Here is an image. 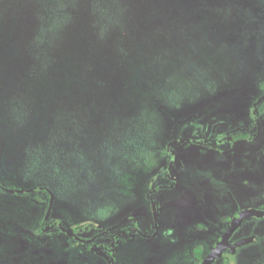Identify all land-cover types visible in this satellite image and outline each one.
<instances>
[{
    "label": "rangeland",
    "instance_id": "rangeland-1",
    "mask_svg": "<svg viewBox=\"0 0 264 264\" xmlns=\"http://www.w3.org/2000/svg\"><path fill=\"white\" fill-rule=\"evenodd\" d=\"M0 185V264H198L264 204V0H0Z\"/></svg>",
    "mask_w": 264,
    "mask_h": 264
},
{
    "label": "flooded vegetation",
    "instance_id": "flooded-vegetation-1",
    "mask_svg": "<svg viewBox=\"0 0 264 264\" xmlns=\"http://www.w3.org/2000/svg\"><path fill=\"white\" fill-rule=\"evenodd\" d=\"M0 189L4 191L1 185H0ZM16 191L17 190H10L8 192L19 193ZM23 192L24 191L20 193H23ZM50 195L51 194L49 193V201H50ZM48 208H49V203L47 207L45 220L49 214ZM242 210H254V211H257L258 215L249 216V217H245L242 219L241 223L230 234L228 241H227V245L222 250L220 257L214 260H211L210 264H264V204H260L255 207L254 206L242 207L240 206V204L235 205V211L233 210L229 213V216L231 217L229 219L224 217L223 224H222L223 229L221 231H218L217 234H215V237L212 240L213 241L211 245L212 247L209 249V251L205 255H203L204 252L200 247L196 248L193 251V255L195 259L197 260L198 264H202L205 258L217 246L222 236L228 229L234 216L237 215ZM217 213L219 212L217 211ZM59 229L63 230L61 227ZM215 231L217 232V230ZM66 233L70 235L71 237H73L78 242H82L85 244H87L88 242V240H82V239L77 238L73 233H70L68 231H66ZM102 234H105V231L97 235H102ZM121 234L124 236V238H127L124 231H121ZM100 256L107 263L109 264L113 263L112 258H109V260H107V257L105 255L101 254ZM111 256H113V254Z\"/></svg>",
    "mask_w": 264,
    "mask_h": 264
},
{
    "label": "trees",
    "instance_id": "trees-1",
    "mask_svg": "<svg viewBox=\"0 0 264 264\" xmlns=\"http://www.w3.org/2000/svg\"><path fill=\"white\" fill-rule=\"evenodd\" d=\"M147 120L145 117H138L135 119L131 125H135L134 129L132 130V133L125 135V138L123 139L122 145H123V152L125 154V157H131L135 156V162L136 160H140L143 155H146V148L147 146H143V142H145L146 138L149 136L148 130L142 125H147ZM127 136V137H126ZM130 151V152H129ZM131 154V155H130ZM34 165V164H33Z\"/></svg>",
    "mask_w": 264,
    "mask_h": 264
},
{
    "label": "water",
    "instance_id": "water-1",
    "mask_svg": "<svg viewBox=\"0 0 264 264\" xmlns=\"http://www.w3.org/2000/svg\"><path fill=\"white\" fill-rule=\"evenodd\" d=\"M16 192L20 193L22 191H16ZM52 202H53V195H50L48 213L51 211ZM254 215H258L257 211H254V210H242L237 215H235L234 218L232 219L228 229L226 230V232L222 236L220 242L210 252V254L205 258V260L202 262V264H210L211 260H214V259L220 257L221 252L225 248V246L227 245L228 238H229L230 234L233 232V230H235L237 228V226L241 223L243 218L249 217V216H254Z\"/></svg>",
    "mask_w": 264,
    "mask_h": 264
}]
</instances>
